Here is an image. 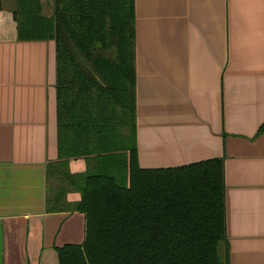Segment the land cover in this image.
<instances>
[{
	"label": "crops",
	"instance_id": "crops-1",
	"mask_svg": "<svg viewBox=\"0 0 264 264\" xmlns=\"http://www.w3.org/2000/svg\"><path fill=\"white\" fill-rule=\"evenodd\" d=\"M0 1V264H57L84 221L64 209L77 192L47 187L54 42L18 39L14 0ZM133 25L138 165L221 157L228 264H264V0H133Z\"/></svg>",
	"mask_w": 264,
	"mask_h": 264
},
{
	"label": "trees",
	"instance_id": "trees-1",
	"mask_svg": "<svg viewBox=\"0 0 264 264\" xmlns=\"http://www.w3.org/2000/svg\"><path fill=\"white\" fill-rule=\"evenodd\" d=\"M12 15L18 39L54 42L56 158L45 173L78 193L65 211L84 221L80 244L54 247L57 264H228L223 159L137 163L133 0H52L48 14L14 0ZM75 159L86 171L68 172Z\"/></svg>",
	"mask_w": 264,
	"mask_h": 264
},
{
	"label": "rangeland",
	"instance_id": "rangeland-1",
	"mask_svg": "<svg viewBox=\"0 0 264 264\" xmlns=\"http://www.w3.org/2000/svg\"><path fill=\"white\" fill-rule=\"evenodd\" d=\"M48 6H45V9L47 8ZM51 11V10H50ZM69 172V171H68ZM50 177V173L48 172V174H47V178H49ZM53 181H55V183H57V185H53L54 183H51V181H47V187H49V188H51V186H53L55 189L53 190L54 192H56L57 193V189L58 190H60V189H62V190H64V192H67V191H70L71 190V192L72 191H74L70 186L68 187L67 186V184L66 183H62V182H60L59 180H57V179H55V178H53ZM47 196L48 197H51V193L50 192H48L47 193ZM46 196V197H47ZM72 204V203H71ZM70 204V205H71ZM66 206V205H65ZM68 206H66V208H64V209H68L67 208Z\"/></svg>",
	"mask_w": 264,
	"mask_h": 264
},
{
	"label": "clouds",
	"instance_id": "clouds-1",
	"mask_svg": "<svg viewBox=\"0 0 264 264\" xmlns=\"http://www.w3.org/2000/svg\"><path fill=\"white\" fill-rule=\"evenodd\" d=\"M70 171L72 172V174H75V171H77V170H71L70 169ZM78 171H86V165L83 162L81 163V166L78 169Z\"/></svg>",
	"mask_w": 264,
	"mask_h": 264
}]
</instances>
